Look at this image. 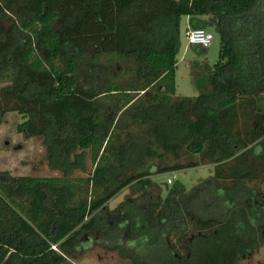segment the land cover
I'll return each instance as SVG.
<instances>
[{
    "label": "trees",
    "instance_id": "obj_1",
    "mask_svg": "<svg viewBox=\"0 0 264 264\" xmlns=\"http://www.w3.org/2000/svg\"><path fill=\"white\" fill-rule=\"evenodd\" d=\"M262 1L0 0V125L19 114L17 132L40 138L60 173L0 172V264H77L75 249L96 233L129 264H236L256 250ZM182 17L213 27L219 52L194 71L199 93L173 98ZM85 158L92 171L73 177ZM200 165L212 176L191 191L175 183L142 215L99 219L125 188L146 192L153 175Z\"/></svg>",
    "mask_w": 264,
    "mask_h": 264
},
{
    "label": "rangeland",
    "instance_id": "obj_2",
    "mask_svg": "<svg viewBox=\"0 0 264 264\" xmlns=\"http://www.w3.org/2000/svg\"><path fill=\"white\" fill-rule=\"evenodd\" d=\"M256 10L253 14L254 18L258 19L261 14L264 18V0L256 5ZM238 28L241 29V27ZM205 30L212 33L213 40L204 53L198 54L185 38L186 18H181L180 46L176 57L175 94L173 98L196 96L199 91L195 84L194 71L197 74L205 67L211 68L218 58L219 38L214 34L213 27L205 28ZM242 31L244 32V30ZM261 33L264 35V30H261ZM1 86L3 84H0ZM22 121L23 118L19 114L10 112L5 115L3 123L0 125V172L7 171L13 176H59L58 171L50 169L47 165L42 140L35 137L28 138L17 132V126ZM84 163L85 171L77 170L73 172V177H86L92 171L93 166L90 160L85 158ZM212 171L211 165H200L176 172L153 175L151 177L154 182L152 189L144 192L135 185L125 188L100 211L99 219L101 221H109L110 219L117 221L110 215L114 209L121 211L128 208L132 216L142 215L146 206L154 202L157 196L164 197L172 184L180 183L189 192L199 183L208 180L212 176ZM168 180L171 181L170 184ZM263 180L257 184L260 193L264 192ZM131 201L132 203H130ZM127 202L132 206H124ZM259 227L261 244L253 253L240 256L236 264L264 263V223L260 224ZM75 254L77 264H129L128 259L122 257L116 248L111 249L99 233L84 237L75 249Z\"/></svg>",
    "mask_w": 264,
    "mask_h": 264
},
{
    "label": "built area",
    "instance_id": "obj_3",
    "mask_svg": "<svg viewBox=\"0 0 264 264\" xmlns=\"http://www.w3.org/2000/svg\"><path fill=\"white\" fill-rule=\"evenodd\" d=\"M185 38L188 41V44L194 45L200 48H207L210 46L213 35L212 33L206 31L205 29H187L185 32ZM170 184L171 181L168 180ZM55 249V247H52Z\"/></svg>",
    "mask_w": 264,
    "mask_h": 264
},
{
    "label": "crops",
    "instance_id": "obj_4",
    "mask_svg": "<svg viewBox=\"0 0 264 264\" xmlns=\"http://www.w3.org/2000/svg\"><path fill=\"white\" fill-rule=\"evenodd\" d=\"M186 28H188V18H186Z\"/></svg>",
    "mask_w": 264,
    "mask_h": 264
}]
</instances>
